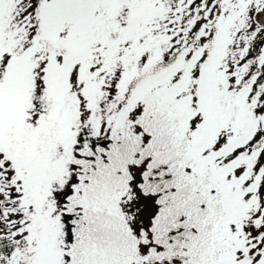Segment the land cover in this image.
<instances>
[{
  "label": "snow or ice",
  "instance_id": "6c2138e0",
  "mask_svg": "<svg viewBox=\"0 0 264 264\" xmlns=\"http://www.w3.org/2000/svg\"><path fill=\"white\" fill-rule=\"evenodd\" d=\"M0 264H264V0H0Z\"/></svg>",
  "mask_w": 264,
  "mask_h": 264
}]
</instances>
